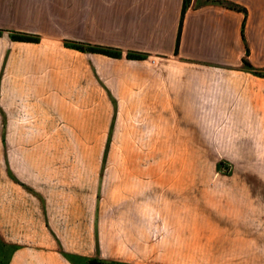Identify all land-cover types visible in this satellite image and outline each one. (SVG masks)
Here are the masks:
<instances>
[{
    "label": "crops",
    "instance_id": "0c3cea01",
    "mask_svg": "<svg viewBox=\"0 0 264 264\" xmlns=\"http://www.w3.org/2000/svg\"><path fill=\"white\" fill-rule=\"evenodd\" d=\"M206 1L0 0V264H264V0Z\"/></svg>",
    "mask_w": 264,
    "mask_h": 264
},
{
    "label": "trees",
    "instance_id": "16d2710c",
    "mask_svg": "<svg viewBox=\"0 0 264 264\" xmlns=\"http://www.w3.org/2000/svg\"><path fill=\"white\" fill-rule=\"evenodd\" d=\"M192 0H184L183 3V10H182V19H181V23H180V29H179V36H178V43H177V48H176V53L178 52V46H179V41H180V37H181V30H182V25H183V19L186 13L187 8L189 7L190 3ZM216 3V4H221V5H227L230 8L239 10V11H246L242 8H240L238 5L235 4H229L226 1H222V0H207L206 3ZM3 30H0V36H2L3 34ZM10 37L12 40L14 41H19V42H32V43H37L40 41V37L37 35H32V34H26V33H20V32H11L10 33ZM66 45L72 48H76L78 50L84 51V52H92V53H100V54H104V55H108L114 58H119L121 57V52H119L118 50H114L112 48H106V47H101V46H92V45H84V44H78V43H73V42H69L66 41ZM128 57L133 58V59H141L143 58L142 55H136V54H129ZM244 66L248 69L253 70L254 68L251 66V64L244 59ZM255 73L257 75H260L262 77H264V70H254ZM88 264H121L119 262H114V261H106V260H102L99 258H93L89 261Z\"/></svg>",
    "mask_w": 264,
    "mask_h": 264
},
{
    "label": "rangeland",
    "instance_id": "374dc122",
    "mask_svg": "<svg viewBox=\"0 0 264 264\" xmlns=\"http://www.w3.org/2000/svg\"><path fill=\"white\" fill-rule=\"evenodd\" d=\"M220 170H221L222 173L228 174V173H231L232 166H230L228 164H221L220 165ZM207 171H208V169H207ZM214 183H215L214 181L208 182V184L210 186H213ZM254 188H256V189H264V182H262V181L254 182ZM210 193H212V192L209 191V195H210ZM186 197H188L187 194H186ZM254 204L257 206V208H262L264 210V196H257L255 198ZM1 247L2 246L0 245V251L3 250Z\"/></svg>",
    "mask_w": 264,
    "mask_h": 264
}]
</instances>
